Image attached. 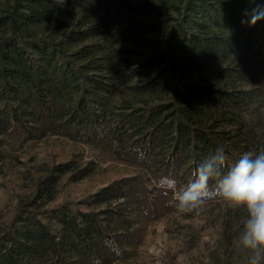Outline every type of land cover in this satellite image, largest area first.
<instances>
[{
	"label": "rangeland",
	"instance_id": "1",
	"mask_svg": "<svg viewBox=\"0 0 264 264\" xmlns=\"http://www.w3.org/2000/svg\"><path fill=\"white\" fill-rule=\"evenodd\" d=\"M52 1L58 5L30 19V0H0V18L6 21L0 25V43H16L32 66L47 67L46 58L53 56L50 74L55 66L68 70L70 86L60 100L65 107L72 98L78 100L87 74H111L155 60L108 96L111 125L134 108L148 110L186 95L191 85L249 90L247 104L231 107L225 117V107L206 104L203 118L217 120L219 132H241L237 148L226 152L230 159L244 153L251 130L248 138L256 141L250 143L258 144L253 152L259 150L264 137V0H102V9L97 0ZM63 3L65 9L59 8ZM190 37L197 40L195 49L182 52ZM182 58L188 64L177 66ZM156 75L160 82L152 85ZM8 79L22 80L19 75ZM5 86L0 75V120L19 104ZM195 99L210 102L208 96ZM10 120L15 124L8 128L0 124V242L23 224L19 214L26 218L34 213L61 234L65 215L110 210L99 218L107 216L108 232L123 252L108 254L101 248L110 256L108 264H245L233 246L242 210L210 200L199 215L181 214L168 203L172 197L166 181L183 186L195 167L194 156L174 160L167 172L164 164L125 154L109 135L84 139L29 119L38 125L29 136ZM163 174L166 178L160 180ZM121 181L127 186L124 195L100 199L103 188Z\"/></svg>",
	"mask_w": 264,
	"mask_h": 264
},
{
	"label": "trees",
	"instance_id": "2",
	"mask_svg": "<svg viewBox=\"0 0 264 264\" xmlns=\"http://www.w3.org/2000/svg\"><path fill=\"white\" fill-rule=\"evenodd\" d=\"M28 6L32 10L31 18L41 17L47 8L58 5L52 0H30ZM75 3H83V0H68ZM102 9V0H97ZM38 3V5H35ZM68 3V4H69ZM61 9H65L62 6ZM99 8V9H100ZM6 21L0 18V25ZM130 31H136L131 29ZM83 37L90 32L84 31ZM187 45L181 47L182 52H190L195 49L197 40L185 38ZM180 49V48H179ZM43 53H47L45 49ZM44 57L46 55H43ZM47 57V56H46ZM105 57V56H103ZM47 59V67L43 65H30L21 48L16 43H0V75L6 80L5 91L13 94L19 100V104L13 109V113L0 120L6 128L14 119L17 125H21L26 134L32 136L37 126L30 124L42 122L47 128L54 129L62 134H74V136L89 139L102 136L115 137L120 143V149L125 154L133 153L147 163L158 162L164 164V170H170L174 160L182 159L184 155L194 156L195 165L201 158L217 147H223L225 152L229 149H236L241 132L233 134L231 131H217V120L204 122L206 104L213 103L225 107L222 115L225 117L231 107H239L251 100L249 90H221L210 85H191L187 88L186 95L178 96L169 103L157 104L145 110L134 108L129 113H122L118 123L111 125L107 116L108 96L116 89L129 81L147 66L154 64L146 62L131 68L116 70L111 74L86 75V84L81 89V94L76 102L66 103L65 107L60 100L65 99V91L70 86L68 70L55 66L50 74L49 68L52 65V57ZM177 66L187 65L188 62L182 58ZM96 65V64H95ZM84 67H87L85 65ZM102 68L103 65L95 66ZM100 70V69H99ZM72 73L73 69L71 70ZM164 72H162V75ZM21 77V81L12 82L9 78ZM242 77L244 75L241 74ZM160 77L152 80V85H158ZM146 87V86H144ZM103 94H100L102 93ZM207 100L199 101L196 96ZM90 97V98H89ZM89 99V100H88ZM73 102V104H72ZM208 102V103H205ZM125 108L130 109L132 105L127 104ZM30 119V120H29ZM207 123V124H206ZM15 124V123H13ZM11 124V125H13ZM252 131V130H251ZM249 131V133L251 132ZM246 134L243 146L244 152L253 151L257 146L255 138H248ZM223 141V142H221ZM227 141L232 146L228 148L223 144ZM158 167L157 170H161ZM166 174L159 177L165 179ZM125 181L116 182L106 186L98 193L100 199L105 195H124L126 188ZM41 194L37 198H40ZM110 210L100 212H83L63 218L64 227L61 234L54 233L51 228L38 218L36 214H28L22 218L23 224L3 242H0V264H84L87 260L91 264H108L109 253L120 255L123 249L120 242L108 232L109 221L106 218H99L101 213H108ZM112 212V211H111ZM81 218V223L78 221ZM104 248L108 254L101 251Z\"/></svg>",
	"mask_w": 264,
	"mask_h": 264
},
{
	"label": "clouds",
	"instance_id": "3",
	"mask_svg": "<svg viewBox=\"0 0 264 264\" xmlns=\"http://www.w3.org/2000/svg\"><path fill=\"white\" fill-rule=\"evenodd\" d=\"M166 183L172 197L168 203L181 214L199 215L210 200L242 210L234 249L245 264H264V137L257 152H244L235 160L217 147L195 165L183 186L175 180Z\"/></svg>",
	"mask_w": 264,
	"mask_h": 264
}]
</instances>
